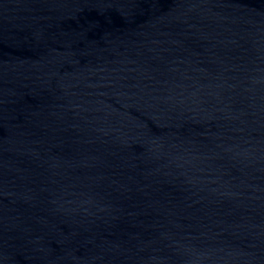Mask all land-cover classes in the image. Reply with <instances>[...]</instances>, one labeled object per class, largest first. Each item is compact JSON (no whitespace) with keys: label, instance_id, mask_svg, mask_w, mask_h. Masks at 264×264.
Returning <instances> with one entry per match:
<instances>
[{"label":"water","instance_id":"95a60500","mask_svg":"<svg viewBox=\"0 0 264 264\" xmlns=\"http://www.w3.org/2000/svg\"><path fill=\"white\" fill-rule=\"evenodd\" d=\"M0 264H264V0H0Z\"/></svg>","mask_w":264,"mask_h":264}]
</instances>
